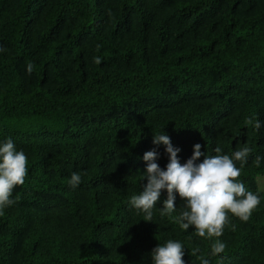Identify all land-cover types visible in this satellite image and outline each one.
I'll return each mask as SVG.
<instances>
[{"label":"trees","instance_id":"trees-1","mask_svg":"<svg viewBox=\"0 0 264 264\" xmlns=\"http://www.w3.org/2000/svg\"><path fill=\"white\" fill-rule=\"evenodd\" d=\"M0 48V142L28 158L0 215V264H152L168 239L185 264H219L215 238L160 215L166 191L151 222L128 203L147 183L143 154L168 163L160 131L181 164L197 143L253 149L239 179L260 204L247 222L229 214L219 239L224 264H264V0H0Z\"/></svg>","mask_w":264,"mask_h":264},{"label":"clouds","instance_id":"clouds-1","mask_svg":"<svg viewBox=\"0 0 264 264\" xmlns=\"http://www.w3.org/2000/svg\"><path fill=\"white\" fill-rule=\"evenodd\" d=\"M100 45H97L99 48ZM5 49L0 48V52ZM96 64L101 59L94 57ZM34 69L32 62L27 64V72L30 74ZM245 126H251L258 130L261 122L254 116H248L244 120ZM153 145L163 144L164 151L168 156V163L161 169L156 162L159 152L156 148L143 154L146 168L143 177L146 176L147 183L143 191L132 195L128 201L129 205L137 212L144 213V221H152L153 210L159 202L162 190L167 192L166 199L159 209L162 217H168L172 222L187 231L190 226L195 230V235L204 239H214L210 245L211 256H220L219 264H224L226 244L219 237L224 234L226 227L235 231V224H231L230 216H235L243 222L251 218L252 212L260 204L257 193L248 190L239 179L242 168L247 163L253 149L245 144L229 154H221L222 149L217 146L215 155H206L201 152V145L193 146V154L183 164L180 163L178 153L180 149L174 147L170 138L162 131L153 135ZM203 156L202 162H197ZM239 162L240 167L236 166ZM261 157L255 158V165L259 167ZM28 158L24 151L17 150L11 138L0 142V215L4 210L17 201L12 198L16 186L25 183L28 172ZM142 177V178H143ZM82 182L79 172H72L68 179V185L75 189ZM176 194L184 200L178 215L175 206ZM184 245L174 239H168L163 244H158L151 250L152 264H185ZM200 252L198 247L191 251L192 256ZM200 264H210L209 259L203 255L198 257Z\"/></svg>","mask_w":264,"mask_h":264},{"label":"rangeland","instance_id":"rangeland-1","mask_svg":"<svg viewBox=\"0 0 264 264\" xmlns=\"http://www.w3.org/2000/svg\"><path fill=\"white\" fill-rule=\"evenodd\" d=\"M257 181H258V188L260 189V190H264V176H259L258 178H257Z\"/></svg>","mask_w":264,"mask_h":264}]
</instances>
